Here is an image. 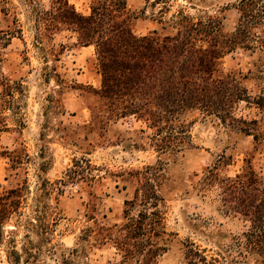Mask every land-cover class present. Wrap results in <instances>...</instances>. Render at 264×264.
<instances>
[{"label": "rangeland", "instance_id": "1", "mask_svg": "<svg viewBox=\"0 0 264 264\" xmlns=\"http://www.w3.org/2000/svg\"><path fill=\"white\" fill-rule=\"evenodd\" d=\"M55 1L0 0V31L14 37L0 48L1 76L12 86L10 91L0 86V109L9 128L0 136L5 152L0 264H115L113 244L99 246L87 230L96 227L92 217L109 226L123 221L125 201L140 186L138 173L153 165L163 169L154 183L172 234L158 264H184L189 243L210 264H264L245 250L239 255L236 240L250 223L228 214L219 187L203 181L209 170L235 177L250 159L261 171L264 143L255 153L253 137L234 122L193 111L182 118L188 127L181 151H159L154 130L135 115H122L115 94L104 88L95 46L81 47L70 30L38 29V8L51 11ZM69 2L90 14L93 0ZM239 2L127 0V5L135 35L156 31L173 37L181 12L195 20L217 14L233 32ZM221 70L233 74L250 96L234 105L235 117L255 121L247 127L264 131V51L238 48L221 59Z\"/></svg>", "mask_w": 264, "mask_h": 264}, {"label": "trees", "instance_id": "2", "mask_svg": "<svg viewBox=\"0 0 264 264\" xmlns=\"http://www.w3.org/2000/svg\"><path fill=\"white\" fill-rule=\"evenodd\" d=\"M237 9L233 32L225 30L224 18L217 14L195 20L181 12L174 27L176 36L160 37L156 31L137 36L127 0H93L89 15L78 12L69 0H57L51 11L38 8L36 25L46 32L70 30L77 34L81 47L95 46L102 62L104 88L115 94L122 115H135L154 130L159 151L180 152L188 127L182 118L199 111L216 115L225 124L234 122L239 132L253 137L256 153L262 152L264 131L247 127L255 121L235 117L234 105L249 101L250 96L233 74L221 70V59L238 48L264 51V0H240ZM12 38L0 31V48L8 47ZM1 75L0 70V86L10 91L11 84ZM8 129L0 109V136ZM4 153L0 147V160ZM157 166L138 173L142 175L140 186L134 198L125 201L123 221L109 226L92 217L96 227L87 232L99 246L113 244L115 264H158L168 251L172 234L166 229L161 209L164 200L154 183V177L163 172ZM208 173L204 184L219 187L226 212L250 223L248 231L236 240L239 255L245 250L264 260V168L257 171L250 159L235 177H220L212 170ZM137 207L141 209L135 213ZM103 218L107 220V216ZM186 248L184 264H210L194 243Z\"/></svg>", "mask_w": 264, "mask_h": 264}, {"label": "crops", "instance_id": "3", "mask_svg": "<svg viewBox=\"0 0 264 264\" xmlns=\"http://www.w3.org/2000/svg\"><path fill=\"white\" fill-rule=\"evenodd\" d=\"M91 46H88V47H83V48H85V49H89Z\"/></svg>", "mask_w": 264, "mask_h": 264}]
</instances>
